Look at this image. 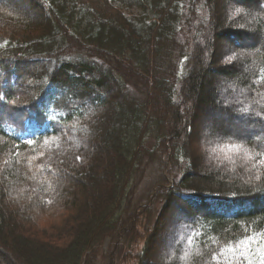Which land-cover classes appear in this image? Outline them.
Returning a JSON list of instances; mask_svg holds the SVG:
<instances>
[{"label":"trees","instance_id":"1","mask_svg":"<svg viewBox=\"0 0 264 264\" xmlns=\"http://www.w3.org/2000/svg\"><path fill=\"white\" fill-rule=\"evenodd\" d=\"M11 1L0 0V264H123L150 203L135 202L144 160L191 162L195 120L225 127L203 125L205 151L264 158V0H230L222 17L216 0H18L29 13ZM215 39L236 47L232 63ZM201 169L162 193L166 264H246L228 249L264 241V174ZM153 250L147 237L135 264H163Z\"/></svg>","mask_w":264,"mask_h":264},{"label":"rangeland","instance_id":"2","mask_svg":"<svg viewBox=\"0 0 264 264\" xmlns=\"http://www.w3.org/2000/svg\"><path fill=\"white\" fill-rule=\"evenodd\" d=\"M230 2L232 1L216 0V8L217 12L219 13L218 16L222 17L224 13L221 10H223V7H225V5ZM7 3H9V1ZM10 5L12 7H17L18 9L23 10L26 13L30 12V10L24 5H21L18 0L11 1ZM12 27L14 28L15 26ZM5 31L9 32L8 30ZM213 43L215 44L216 55L221 54L224 56V64H229L234 61V58L231 56V49H235L236 47H231L223 39H215V41L213 40ZM226 81L227 79L219 77L209 79V82L217 84L216 87L220 91H222L223 89L226 90L231 87L230 84L226 83ZM200 109L202 110L201 113H203L204 109ZM203 121L200 122L199 120H195L193 122V130L191 131V133L188 134V141L186 142L188 143L187 146L191 154L190 157L191 159H193L191 160V162L183 161L175 165L171 161H168L169 158L164 153L156 154L151 158H145L142 173L139 175L138 178L139 185L135 192V202H138L139 200L141 202L150 201V203H148L144 210L141 209V211L139 212L141 214L139 216V219L137 220L138 223L133 226L137 235V244L132 249L127 248V246L123 248L124 255H130V258H125L124 256L121 257L123 264L136 263V260L133 258V256L136 253H139V251L143 248L147 237L151 238L152 248L154 249L153 257H155V261H160L159 263L166 264L170 260L169 257L171 259L175 257L173 256V248L169 246V243H172L171 238L169 237L170 232H172L169 230L172 229V226L165 225L164 222L167 220L166 215L160 216L161 210H163L164 207L166 208V205L164 204L165 197H163L162 193L169 189V187H171L172 185L170 183L173 182V179L176 178L178 175H181L182 171H185L190 165L194 164L197 167V170H202L201 168H208L213 165V167H215L217 170H226L229 172L233 171L234 173H238L243 176H250L254 174L257 178L260 176L261 173L264 174V158L262 156L260 157L258 153L252 151L249 147V149H247L244 145H232L221 148H215L209 151H205L204 148H201L200 143L205 142L206 138H208L209 136V132H207V130L203 126L204 124L209 126L210 124L211 126L212 124H216L212 126L214 131L216 130L223 132L225 130V127L221 126V123L218 122L219 120L208 119L204 122ZM30 137L31 136L29 131H26L22 134V138L24 140H29ZM164 163H166V165H164ZM158 164L159 167L157 166ZM160 169L162 170L160 171ZM161 176L162 178L164 177L166 183L159 184V186H157L158 184L155 185L158 182L160 183ZM154 192H156L157 196H153ZM167 212L170 213V210H168ZM105 245L109 246V242L107 241Z\"/></svg>","mask_w":264,"mask_h":264},{"label":"snow or ice","instance_id":"3","mask_svg":"<svg viewBox=\"0 0 264 264\" xmlns=\"http://www.w3.org/2000/svg\"><path fill=\"white\" fill-rule=\"evenodd\" d=\"M261 79H264L262 77ZM29 144L32 141H28ZM253 242L256 243V247L253 248ZM239 247H230V251L233 256H238L239 259L246 264H264V241H256L254 236L246 237L244 240L238 241ZM223 250L221 251V254ZM257 258L254 260L253 258Z\"/></svg>","mask_w":264,"mask_h":264}]
</instances>
